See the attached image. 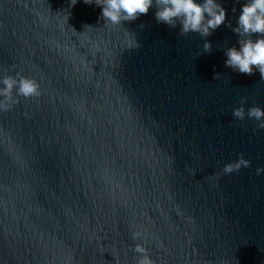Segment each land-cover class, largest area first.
Wrapping results in <instances>:
<instances>
[{
  "label": "water",
  "instance_id": "1",
  "mask_svg": "<svg viewBox=\"0 0 264 264\" xmlns=\"http://www.w3.org/2000/svg\"><path fill=\"white\" fill-rule=\"evenodd\" d=\"M244 2L217 0L205 38L155 6L113 24L84 0H0V89L39 84L0 96V264H137L136 244L153 264H264V129L247 117L264 79L225 67ZM241 154L250 167L222 174Z\"/></svg>",
  "mask_w": 264,
  "mask_h": 264
},
{
  "label": "clouds",
  "instance_id": "2",
  "mask_svg": "<svg viewBox=\"0 0 264 264\" xmlns=\"http://www.w3.org/2000/svg\"><path fill=\"white\" fill-rule=\"evenodd\" d=\"M84 2L100 6L101 16L113 24L135 21L141 15H147L155 6L157 23L173 29L179 25L181 35L193 32L205 38L224 25L227 18L226 9L217 3V0H203L202 3H198L197 0H95V2L84 0ZM232 11L235 13L236 9L233 8ZM227 27L231 28L238 39L235 46L225 50V67L248 76L259 72L261 79H264V0H245L236 26L233 27L229 21ZM203 47L205 52H210L212 45L206 42ZM218 76L219 73H216L213 78ZM17 77L8 76L3 80L4 88L0 89V96L12 100L14 88L16 95L24 98L39 95V84L36 81L20 76L19 73ZM246 102V98L241 100L242 105ZM4 107L7 110L9 105L5 104ZM232 114L237 120L242 121L246 115L245 108H236ZM247 117L258 122L253 132L264 129V110L260 107L248 108ZM242 167H250V162L244 159L243 154L235 163L225 165L222 174H231ZM261 173H264V168H257L256 174ZM134 251L139 254L137 264H153L147 250L140 244L135 245Z\"/></svg>",
  "mask_w": 264,
  "mask_h": 264
}]
</instances>
